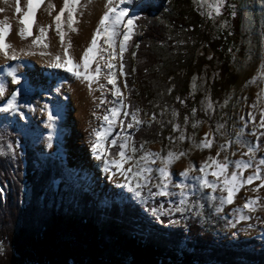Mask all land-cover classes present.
<instances>
[{
	"label": "trees",
	"instance_id": "1",
	"mask_svg": "<svg viewBox=\"0 0 264 264\" xmlns=\"http://www.w3.org/2000/svg\"><path fill=\"white\" fill-rule=\"evenodd\" d=\"M219 15L231 30L214 35L202 8L190 0L145 1L131 13L134 28L120 58L127 108L107 157L120 149L133 110L152 116L130 134L133 157L171 129L159 113L162 107L173 106L181 120L189 118L199 99L190 91V76L203 64L218 69L210 83L215 97L236 80L229 62L239 19L225 5ZM197 49L209 50L211 57L197 55ZM5 143L8 151L1 148ZM66 184L64 164L56 157H40L19 131L0 129V264H98L115 255L128 264H264L259 236L221 241L193 222L165 227L131 201L98 204L89 192L71 186L67 191ZM22 186L29 193L26 202Z\"/></svg>",
	"mask_w": 264,
	"mask_h": 264
},
{
	"label": "rangeland",
	"instance_id": "2",
	"mask_svg": "<svg viewBox=\"0 0 264 264\" xmlns=\"http://www.w3.org/2000/svg\"><path fill=\"white\" fill-rule=\"evenodd\" d=\"M145 1L150 0H137L131 6L126 18L131 19V13ZM190 1L202 8L214 35L231 30L230 22L221 17L219 12L217 13L215 10L217 7L225 5L238 16V41L232 46L229 62L230 69L236 74V80L226 86L219 97L213 96L210 83L213 78L218 77L219 72L217 67H209L205 63L200 70L190 76V91L199 96L198 105L191 112V116L181 120L173 106L161 108L159 113L170 123L171 129L161 140L147 144L139 156L146 152L159 153L161 157L168 152L184 153L167 166L169 175L165 178V184H161L159 173L155 171L161 166V161L155 157L148 158L147 166L151 167L153 172L147 174L151 177L147 187L139 189L140 198L135 197L133 192L125 187L126 184L136 182L137 178L133 177L132 181H129L111 164L108 172L104 171V164L96 167L99 172L96 177H92L87 172L90 165L85 160L74 158L75 164L70 165L69 152H76L70 143L71 130L68 129L67 136L63 139L59 124L60 113L51 115L53 124L49 128L44 116L38 114L33 92L26 86L23 90L27 97L24 107L18 108L15 103L16 110L10 109L6 112L12 114L7 120L0 122V129L19 131L28 142L32 143L40 157L43 155L56 157V160L64 164V172L69 182L64 188L67 191H69L68 186L73 187L75 191L85 190L98 204L110 201H131L142 208L143 215L149 221L163 223V226L169 228L193 222L202 229L211 231L221 241L244 240L252 236L264 239V185L261 184V179H264V163H262L264 161V126L261 125L264 121L260 119L261 112L264 111V0H221L219 3L218 0ZM126 42L127 40L125 45ZM196 53L204 54L205 59L211 57L209 50L197 49ZM121 71L120 68V73ZM121 79L124 85L123 75ZM123 89L125 92V85ZM124 92V105H127L126 92ZM124 105L122 109L118 108L112 129L107 131L109 142L104 147L103 155L107 153L109 144L114 142V137L120 131V121L126 113ZM1 113L5 112L1 111ZM21 116L24 118L21 119ZM151 117L144 118V115L137 111V119L140 121L149 122ZM131 121L133 126H127L121 133L123 134L122 143H126L125 157H132L127 163L122 164L123 169H128L134 163L144 164L143 161H137L132 151L128 150L131 148L130 134L137 126L132 117ZM173 125L176 126L175 131H173ZM180 135L185 138L176 139ZM202 140H210V146L197 147ZM1 148L3 151H8L6 143ZM106 158L109 161L119 159L117 156ZM213 159L218 164L222 163L226 166L224 172L218 176L212 175L213 171H218L212 166ZM205 162L207 166L202 172L201 167ZM238 163L241 165L247 163L249 167L241 171L237 168ZM185 168L188 171L181 176L180 173ZM233 171L241 180L253 174L260 179H253L249 184H242L235 192L232 203H222L221 197L227 195L226 192L221 191L222 181L229 178ZM201 177L209 183L214 182L216 188L201 187L199 183ZM154 183L160 185L162 190H166L168 195L152 196L150 193L157 191V188L153 186ZM21 191L24 193V202H26L29 193L24 186ZM181 192L184 193V197L180 195ZM73 193L74 191H70L69 196ZM181 199H184L185 203L181 204ZM246 202H254L251 204L252 211L243 207ZM21 205L23 206V202ZM177 205H179V211L175 210ZM153 209H156L155 214ZM240 216H247L248 219H239ZM4 251L5 246L0 244V256ZM102 263L128 264V260L123 256L115 255L112 258H100L98 264Z\"/></svg>",
	"mask_w": 264,
	"mask_h": 264
},
{
	"label": "bare ground",
	"instance_id": "3",
	"mask_svg": "<svg viewBox=\"0 0 264 264\" xmlns=\"http://www.w3.org/2000/svg\"><path fill=\"white\" fill-rule=\"evenodd\" d=\"M137 0H124L123 3L117 0L119 8H126L127 14L133 4ZM35 3L36 0H33ZM19 4L20 11H16ZM49 4L53 7L49 8ZM105 0H78V10L73 13V27L76 31H72L68 27L67 9L61 14V29L64 33L63 41L53 22V17L64 6V0H39L37 7L32 12V22L29 25L30 36H25L23 39L17 35V31L24 27L20 23V17L24 12L28 11L26 5L27 0H0V21L9 26L5 34V43L10 44L11 48L5 49L8 56H13V59L5 57L3 52H0V85L3 86L4 92L0 95V108L7 104L8 99L13 92L16 93L15 103L18 108H23L27 97L23 93L26 86L33 92L38 114L43 115L46 125L51 128L53 122L49 119L53 113H60L61 118V136L63 139L67 136V131L70 129V143L76 149V152H69L70 165L75 164V159L85 160L90 165L87 172L92 176L98 175L96 167L104 164L103 158L96 159L93 155L91 143L97 137L93 136L92 129L99 131L101 128L108 130V121L104 119L105 115L111 117L109 109L123 108L124 105V85L120 73V51L119 39L113 38V46L108 51L98 53L93 63L89 65V69H80L82 72H95L96 60H99L100 55H103L105 61H111L113 64V82L119 92L118 96L112 95V84L104 79L103 75L94 76L92 83L83 80V77L77 79L69 71L63 68L50 67L51 58L59 54L63 56L64 49L62 43H68L70 47L67 49L73 64L79 63L80 56L83 53L91 40V35L96 29L100 16L105 11ZM47 26L46 32L42 34L43 39L40 43L33 45L31 43L39 33V29ZM123 27L119 30V35H122ZM47 45V47H45ZM98 48H107L104 43V37L99 36L97 40ZM113 53L110 56L109 53ZM71 67V65H70ZM12 72V76L8 72ZM101 73H107L108 69L101 63ZM13 76L16 77V83H13ZM103 84L104 88L98 87ZM89 88L92 91H89ZM125 93V92H124ZM121 98L123 103H121ZM23 110V109H22ZM5 112V111H4ZM12 114V113H10ZM9 113H1L0 122L9 118ZM108 134V133H107ZM62 142L61 140H59ZM109 142L107 135L102 143L104 147ZM64 144V143H63ZM62 144V145H63ZM102 157L103 152H98ZM75 158V159H74Z\"/></svg>",
	"mask_w": 264,
	"mask_h": 264
},
{
	"label": "snow or ice",
	"instance_id": "4",
	"mask_svg": "<svg viewBox=\"0 0 264 264\" xmlns=\"http://www.w3.org/2000/svg\"><path fill=\"white\" fill-rule=\"evenodd\" d=\"M121 3L124 2V0H120ZM221 2V0H218V3ZM39 4V0H36L34 3L33 0H27V9L28 11L24 12L23 15L20 17V23L24 25L23 28L19 29L17 31V35L20 36L21 39H23L25 36H30L31 32L29 31V25L32 22V12L35 7H37ZM53 7V5L49 4V8ZM78 7L82 8V5H78V0H64V6L60 8L59 12L56 13V15L53 17V22L56 25V29L58 30V33L61 37V40L63 41L64 33L60 31L61 29V14L65 12L67 9V22H68V27L72 31H76V28L73 27L74 23V17L73 13L78 10ZM105 11L103 14L100 16L99 21L97 23L96 29L93 31L91 35V40L86 48H84L82 55L80 56V61L79 63L73 64L69 53L67 49L70 47L68 43H62V47L64 49L63 56L61 57L59 54L52 56L51 58V63L49 64L50 67H56V68H63L65 71L71 72L73 76H75L77 79L83 77V80L88 81L89 85L92 83L94 76H100L103 75L104 79L108 81V83L112 84V95L113 96H118L119 92L116 88V84L113 82V64L111 61H105L103 55H100L99 60H96V68L95 72L92 71H86L82 72L80 71L81 68L87 70L89 69V65L93 63L94 59L96 58L98 53H102L105 51H108L109 49L112 48L113 46V38L118 37L119 39V51L122 54L125 51V41L130 38V34L134 28L133 24V19H127L126 18V13L127 9L126 8H119L117 6V0H105L104 4ZM217 13L219 12V7L215 9ZM0 11H3V9H0ZM16 11H20L19 4H17ZM123 27L124 31L122 35H119V30ZM9 26L0 21V52H3L5 57L8 59H13V56H8V53L5 51L7 48H11L10 44L5 43V34L8 31ZM47 26H44L43 28L39 29V33L34 39H32L31 43L33 45H36L41 42L43 39L42 34L46 32ZM99 36L104 37V43L108 46L107 48H98L97 47V40ZM47 47V45H45ZM110 56H113V53H109ZM104 63V66L108 69L107 73H101L100 71V66L101 63ZM71 65V67H70ZM121 70L123 69V64L120 65ZM8 75L12 76V72L9 71ZM121 75H123V72L121 71ZM13 83H16V77L13 76ZM255 79V77L253 78ZM99 88L103 89L104 85L99 84ZM89 91L91 92L92 89L89 88ZM4 92L3 86L0 85V95H2ZM15 96L16 93L13 92L11 94V97L8 99L7 104L4 105L3 108H0V111H9L10 109L12 111L16 110V105H15ZM121 103H123V99L121 98ZM182 103V101H181ZM125 108H127V105H124ZM111 112V117L105 115L104 119L108 121V127L109 129L115 122V117L117 115V112L119 111L118 108H112L109 109ZM137 111L138 110H133L132 112V119L133 121L138 125L142 121L137 119ZM24 117L21 116V119ZM49 119L51 120L52 117L49 116ZM261 121H264V111L261 112L260 116ZM133 125L131 123L128 124V127H132ZM261 126H264L262 124ZM176 130V126L173 125V131ZM93 136L97 137V139L93 140L91 143V148L93 155L95 156L96 159H102L104 162V171L108 172L109 171V165L114 166L117 172H120L122 175L126 177L129 181H132V178L135 177L137 178L136 182H132L129 184H126L125 187L128 188L129 191L133 192L134 196L137 198L141 197V191L139 189L141 188H146L147 187V182L151 180V177L148 176V173L153 172V169L151 167L147 166L148 158L149 157H155V159L161 161V166L157 169H155L156 172L159 173L160 181L161 184H165V178L168 177L169 173L167 171V166L172 163L174 160L178 159L179 156L184 155L183 152H168L167 155L161 157L159 153H151V152H146L142 156L136 157L137 161H143L144 164L141 165L139 163H134L132 166H130L128 169H123L122 164L127 163L128 160H131L132 157H125L124 150L126 148V143H120L119 148L120 151L116 153V156L119 157V159H112L109 161L107 157V153H104V156L102 157L101 155L98 154V152H104V145L102 143L103 139L107 136V130L104 128H101L99 131L97 129L93 128L92 133ZM207 135V133L205 134ZM185 137L183 135H180L176 139L183 140ZM127 139V138H125ZM190 139V138H189ZM211 144L210 140L207 141H201L197 147L199 148H206L209 147ZM111 146V143L109 144V147ZM129 151H135V149H128ZM154 162V161H153ZM264 163V161H262ZM207 166V162L204 163L201 167V171H204V168ZM212 166L215 169H218V171H213L212 175L213 176H218L221 173L224 172L225 170V165L224 164H218L215 159L212 160ZM249 167L247 163L241 165L237 164V168H239L241 171H243L244 168ZM188 169L185 168L183 172L180 173L181 176H184L187 173ZM131 173V175H129ZM111 174V173H110ZM253 179H260V177L256 176L255 174L248 176L246 179L241 180V178L236 174L235 171H233L232 175L224 179L222 181V188L221 191H224L227 193L226 196L221 197V202L222 203H232V198L235 194L236 191L239 190V187L242 184H249L252 182ZM199 183L201 187L204 188H216V184L209 183L208 181L204 180L203 177L200 178ZM261 184L264 185V179H261ZM154 187L157 188L156 192L150 193L152 196H167L168 193L166 190H162L160 185L153 184ZM166 187V185H165ZM177 187H180V185H177ZM255 190V189H253ZM182 197H184V193L181 192L180 194ZM181 204L185 203L184 199H181L180 201ZM254 202H246L243 207L245 209H248L249 211H252L251 204ZM177 211L180 210L179 205L176 206ZM153 214H155L156 209H153ZM239 219L242 220H247V216H240Z\"/></svg>",
	"mask_w": 264,
	"mask_h": 264
}]
</instances>
